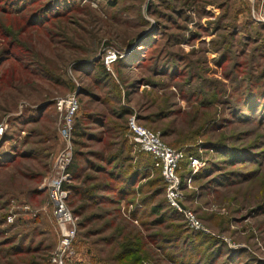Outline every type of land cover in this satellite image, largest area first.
I'll use <instances>...</instances> for the list:
<instances>
[{
	"label": "rangeland",
	"instance_id": "1",
	"mask_svg": "<svg viewBox=\"0 0 264 264\" xmlns=\"http://www.w3.org/2000/svg\"><path fill=\"white\" fill-rule=\"evenodd\" d=\"M249 9L0 0V264H54L47 184L61 154L79 167L64 181L67 205L83 207L74 258L264 264V22ZM110 47L120 55L106 75ZM67 94L78 101L68 141L53 106ZM130 121L182 151L177 183L133 145Z\"/></svg>",
	"mask_w": 264,
	"mask_h": 264
},
{
	"label": "built area",
	"instance_id": "2",
	"mask_svg": "<svg viewBox=\"0 0 264 264\" xmlns=\"http://www.w3.org/2000/svg\"><path fill=\"white\" fill-rule=\"evenodd\" d=\"M248 2L251 16L256 21L264 22V0H248ZM119 55V50L113 47L105 50L102 59L107 69H111ZM55 109L60 117L59 134L68 141L78 110L77 98L72 94L58 97L55 100ZM128 129L131 131L133 145L138 150L152 156L154 165L160 168L165 180L170 184L177 183L176 171L183 158L182 151L167 145L158 133L137 125L134 121L128 123ZM68 160L66 155H60L55 164V174L47 184V196L52 205L53 217L59 234V243L51 259L54 264H89L85 260L73 257L72 241L76 232V218L67 205V191L63 188L64 181L68 177ZM174 197L175 192L171 190L168 198L172 204H174ZM191 224L195 226L194 223Z\"/></svg>",
	"mask_w": 264,
	"mask_h": 264
},
{
	"label": "trees",
	"instance_id": "3",
	"mask_svg": "<svg viewBox=\"0 0 264 264\" xmlns=\"http://www.w3.org/2000/svg\"><path fill=\"white\" fill-rule=\"evenodd\" d=\"M246 2H247V4L249 5V8H250V3L248 2V0H245ZM250 10V9H249ZM118 61V60H117ZM116 61V62H117ZM115 62V63H116ZM114 63V64H115ZM113 64V65H114ZM100 68H101V72L102 73H104V74H106V75H109V71L107 70V68H106V66H105V64L103 63V59L101 58L100 59ZM53 106H54V108H55V102L53 103ZM77 114H78V110H77V113H76V115H75V117H74V121H75V119H76V117H77ZM73 128H74V123H73ZM79 128V124L77 123V125H75V129H78ZM74 129H72V131H73ZM150 130V129H149ZM76 131V130H75ZM152 131V130H151ZM161 138V137H160ZM161 140H162V138H161ZM170 146V145H169ZM144 154H146V155H148V157L150 158V161H151V163H152V165L154 164V160H153V158H152V156L150 155V154H148V153H145V152H143ZM79 167L77 166V165H73V166H68L67 167V173L69 174V175H71V177L73 178V179H76V178H79L78 177V171H79V169H78ZM157 169H159L160 170V168H158L157 167ZM162 177V176H161ZM63 188L66 190H68V185L67 184H63ZM75 190H76V187H73ZM78 192V191H77ZM78 196L80 197L81 196V198H86V196H89L90 198L92 197V195H90V189L88 188V189H83L82 190V194H79L78 193ZM68 206H69V208L71 209V207H70V205L68 204ZM81 208H83L81 205H79V207L78 208H75L74 210H72L71 209V211H72V213L74 214V215H76L77 216V214H76V212H78V210L79 209H81ZM153 210H154V212H157L158 211V209H157V207L156 208H153Z\"/></svg>",
	"mask_w": 264,
	"mask_h": 264
}]
</instances>
